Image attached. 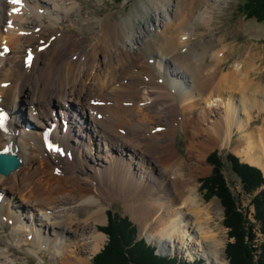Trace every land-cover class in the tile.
Masks as SVG:
<instances>
[{"label":"bare ground","instance_id":"1","mask_svg":"<svg viewBox=\"0 0 264 264\" xmlns=\"http://www.w3.org/2000/svg\"><path fill=\"white\" fill-rule=\"evenodd\" d=\"M23 1L19 10L13 0H0V111H7L0 121L9 124L8 132L0 129V151L17 153L29 165L0 174V243L7 222H22L21 208H29L37 212L28 218L36 232L20 225L9 237L21 236V244L40 254L47 246L70 264L76 249L95 253L105 240L97 229L105 216L101 200L122 197L160 252L181 249L207 264H227L216 205L202 201L198 176L175 147L179 126L188 140L211 144L230 142L235 128L248 129L239 153L264 171V123L256 128L261 145L251 129L252 112L264 115V83L250 77L262 70L254 66L259 51L219 77L225 68L218 52L206 62L209 48L200 52L190 44L198 25L211 26L210 9L222 0L199 7L176 0V8L175 0H166L167 8L155 0L136 24L111 15L79 19L83 7L76 0ZM64 20L69 28L61 29ZM228 87L232 92L223 99ZM217 96L226 110L205 105ZM27 109L28 118L22 117ZM77 168L85 177H65ZM10 252L0 246V264H13Z\"/></svg>","mask_w":264,"mask_h":264},{"label":"rangeland","instance_id":"2","mask_svg":"<svg viewBox=\"0 0 264 264\" xmlns=\"http://www.w3.org/2000/svg\"><path fill=\"white\" fill-rule=\"evenodd\" d=\"M159 4H165L166 0H158ZM191 2V3H190ZM194 2V3H193ZM197 2V3H195ZM203 0H186L185 3H187L188 6H191L190 4H194L197 7L201 5ZM155 4V0H76V6H82L83 11L82 14H78L77 17L79 19H100L104 16L111 15L110 18L112 20L116 21H131L136 24L137 19L140 17V15H144L145 8H148ZM23 5V4H22ZM22 5H19V9L22 7ZM165 8H167L168 4H165ZM176 0L172 2V7L176 8ZM219 7L214 6L213 9H210L209 16L213 17V20L211 22V26H207L205 24H201L200 26L196 27V30H194V35L191 37L190 44L197 48L200 52H205L207 48H209L208 56L206 58V62H210V60H214L215 54L218 52V56L221 58V66H224V71L222 73L219 72V77H221L224 73L228 72L233 68V66L240 64H244L246 60H249L250 57H248L249 53L259 51L258 59L256 58V65H261L262 70L256 72V70H252L253 76L250 75L251 78L256 77L255 83H264V58L262 57L260 59V56H264V20L257 19L256 17L252 16H246L244 14V11L242 10L243 0H222L219 4ZM195 10V9H194ZM199 11V10H198ZM196 12V10H195ZM194 12V13H195ZM130 23V22H129ZM68 22L61 21V25L59 28H69L67 25ZM89 26L88 22L84 20L83 27L87 28ZM130 29V28H129ZM130 31V30H129ZM189 32V31H188ZM187 32V33H188ZM191 32V31H190ZM66 33L73 34L74 31L68 30ZM223 35V36H222ZM187 36V34H186ZM255 48V49H254ZM253 49V50H252ZM250 50V51H249ZM252 50V51H251ZM262 51V53H261ZM154 52H157L155 50ZM158 56H161L158 54ZM157 56V59L159 60L160 57ZM248 57V58H247ZM161 59V58H160ZM164 62V57L162 58ZM160 64V67L163 68L164 63ZM204 66V65H203ZM159 67V66H158ZM243 78V77H242ZM251 90V89H250ZM226 93L223 92L220 94L223 99H227L230 95H228L230 92H232V89L229 87L226 89ZM252 91V90H251ZM235 95V97H238L242 94L238 91ZM220 96H217L215 98H219L220 100L212 101L211 103H206L205 105L211 109L215 108H221L219 111L226 110V103L222 100ZM219 104H218V103ZM71 103V102H70ZM54 107V103H52ZM72 104V103H71ZM242 107V106H241ZM138 108H141L140 105H138ZM28 109L27 112L22 114V117L28 118ZM252 116L254 117L255 122L253 123V126L251 127L252 133L254 135V140L256 141V144H260L261 141L258 136V129H256L260 124H263L264 121V115L259 116L257 111L252 112ZM243 117V118H242ZM241 121H244V118L246 119L245 115H242ZM23 122V121H22ZM25 125L32 124V122L25 120ZM208 124V121L206 122ZM210 123V122H209ZM87 126H90L89 124H85ZM190 128V127H189ZM264 130V129H263ZM188 130H184L181 126L178 127V132L175 137V147L177 149V152L179 155H181V158L184 162L191 163L192 170L196 172L197 174V182L199 183V193L201 196L202 201L204 203L213 202V204L216 205V212L215 218L216 223L218 225V230L221 232V236L223 238L224 247H223V253L221 255L222 260H224L227 264H229V260L227 258L226 254V246L227 243L231 240L228 228L224 225V207L221 204V201L216 197H212L210 199H207L205 197V190H202L201 187V178H204L211 174L212 172V165L208 162L207 157L208 155L215 150L219 151V154L223 157L225 161H227V154L229 152H232L240 157V159L244 162H247L246 156L239 153V149L246 146L245 144H242V139L247 140V137L245 136L246 133H248V129H242L239 130L238 128H235V134L233 136V139L230 140V142H220L218 144H211L205 140H199L193 142L191 140H188ZM264 140V139H263ZM242 141V142H241ZM193 142L195 144V147H191L190 144ZM202 142V143H201ZM262 145L264 142L262 141ZM260 144V145H261ZM104 148V147H103ZM54 150H57L54 147ZM61 157L67 156V150L61 149L58 150ZM255 153H258L257 151ZM96 150H93L92 155L95 156ZM249 163V162H248ZM190 165V164H189ZM22 167H27L29 165H25L22 163ZM21 166L17 169L19 170ZM257 166V165H256ZM259 167V166H258ZM261 168V167H260ZM262 169V168H261ZM74 171L68 172L65 177H71L74 175L79 176V179H82L85 177V171L81 168L74 169ZM263 170V169H262ZM224 174L228 180V183L234 192L235 196L238 199V202L240 203V206L244 209L247 208L251 211V213L254 212V206L251 205V196L244 193L242 190V184L240 182V179L238 176L231 170L230 164L228 162H225L224 166ZM264 172V171H263ZM11 175V174H10ZM8 175V176H10ZM100 184H98L99 186ZM97 186V187H98ZM102 186V185H101ZM107 187L106 185H104ZM69 191H66L64 193H67ZM93 192V193H92ZM96 191H91L89 194H95ZM63 192H61L62 194ZM88 194V195H89ZM10 195L7 193V196ZM60 195V194H59ZM124 201L122 197H117L115 200H101V205L105 207V216L103 217V222L101 224H98L97 229L99 230L100 226L106 225L108 222V215L107 211L112 210L113 213L120 215L122 217H129V219L137 226L138 228V235L141 238H144L150 245L154 246L158 252L164 256H175L179 258L180 260H184L186 262L194 261V259H203V264H207L206 259L204 257H196L191 258L188 257L185 253H182L180 250L176 251H168V252H160L159 247L157 244L151 243L148 241L146 236L141 234V229L139 223L131 216V213L128 212L124 206ZM37 212L32 209H25L21 208V215L23 216L25 220H22V222L14 224L13 222L8 221L5 231L4 240L1 241L0 246L3 248H10V259L7 261H14L16 264H64L61 260H57L54 254L51 253L49 248L46 246H43V252L40 254L38 252V249L36 247H32L28 244H21L20 238L21 236H17L16 240H13V237H9V234L14 230V228L20 227L22 225V229L30 230L31 224L28 223L29 217H34ZM40 214H42L40 212ZM250 217L253 220L252 214ZM27 220V222H26ZM29 224V225H28ZM15 225V226H14ZM24 225V226H23ZM28 225V226H27ZM34 232H36L37 227L35 225H32ZM2 228V227H1ZM36 228V229H35ZM3 229V228H2ZM101 231V230H100ZM90 232V230L85 233V236ZM99 233V231H97ZM105 234V233H104ZM32 234L25 236V238L31 237ZM105 240L99 244V249H97V252H79L78 249H76L77 253H72L69 256V260L71 261L70 264H90L92 262L93 257L101 251V249L105 246V244L108 241V236L105 234ZM259 239L258 241L262 240V234H258ZM81 235H78L75 237V240L80 239ZM73 238V237H72ZM87 241V240H85ZM82 243L84 240L81 241ZM74 246H70L69 250H74ZM13 262V264H14ZM74 262V263H73Z\"/></svg>","mask_w":264,"mask_h":264},{"label":"trees","instance_id":"3","mask_svg":"<svg viewBox=\"0 0 264 264\" xmlns=\"http://www.w3.org/2000/svg\"><path fill=\"white\" fill-rule=\"evenodd\" d=\"M242 10L246 16L264 20V0H243ZM207 160L212 165V172L201 178V187L207 199L216 196L224 207L223 222L233 239L226 246L229 264H264L263 170L242 161L232 152L227 154L225 161L215 150ZM225 162L240 179L243 192L251 196L253 213L240 206L224 174ZM107 215V224L100 226L99 230L108 236V241L90 264H203L201 258L186 262L175 256L157 254L154 246L144 238H138V228L129 217L117 215L112 210H108ZM259 233L262 234L261 241H258Z\"/></svg>","mask_w":264,"mask_h":264},{"label":"water","instance_id":"4","mask_svg":"<svg viewBox=\"0 0 264 264\" xmlns=\"http://www.w3.org/2000/svg\"><path fill=\"white\" fill-rule=\"evenodd\" d=\"M22 164L21 159L16 154H9L2 152L0 154V173L4 175H9L12 171L18 169ZM138 238H141L138 235ZM156 253L159 254L158 250Z\"/></svg>","mask_w":264,"mask_h":264},{"label":"snow or ice","instance_id":"5","mask_svg":"<svg viewBox=\"0 0 264 264\" xmlns=\"http://www.w3.org/2000/svg\"><path fill=\"white\" fill-rule=\"evenodd\" d=\"M19 2H21V0H13V3H19ZM53 146L51 145V144H49V148L51 149ZM57 150H59V149H57Z\"/></svg>","mask_w":264,"mask_h":264}]
</instances>
